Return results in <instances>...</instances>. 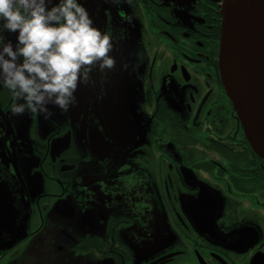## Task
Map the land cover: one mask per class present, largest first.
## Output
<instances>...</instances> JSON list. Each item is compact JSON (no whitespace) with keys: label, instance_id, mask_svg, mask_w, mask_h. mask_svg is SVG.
I'll use <instances>...</instances> for the list:
<instances>
[{"label":"flooded vegetation","instance_id":"flooded-vegetation-1","mask_svg":"<svg viewBox=\"0 0 264 264\" xmlns=\"http://www.w3.org/2000/svg\"><path fill=\"white\" fill-rule=\"evenodd\" d=\"M222 2L84 0L115 66L48 119L0 89V264H264V160L222 82Z\"/></svg>","mask_w":264,"mask_h":264},{"label":"clouds","instance_id":"clouds-1","mask_svg":"<svg viewBox=\"0 0 264 264\" xmlns=\"http://www.w3.org/2000/svg\"><path fill=\"white\" fill-rule=\"evenodd\" d=\"M113 48L111 31L95 24L84 0H0V89L13 115L48 119V105L67 113L78 87L94 85V69L115 66Z\"/></svg>","mask_w":264,"mask_h":264},{"label":"water","instance_id":"water-1","mask_svg":"<svg viewBox=\"0 0 264 264\" xmlns=\"http://www.w3.org/2000/svg\"><path fill=\"white\" fill-rule=\"evenodd\" d=\"M220 68L246 138L264 160V0H223Z\"/></svg>","mask_w":264,"mask_h":264}]
</instances>
